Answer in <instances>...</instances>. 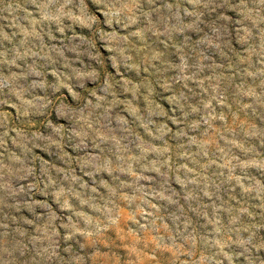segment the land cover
<instances>
[{
  "label": "clouds",
  "instance_id": "1",
  "mask_svg": "<svg viewBox=\"0 0 264 264\" xmlns=\"http://www.w3.org/2000/svg\"><path fill=\"white\" fill-rule=\"evenodd\" d=\"M0 264H264V0H0Z\"/></svg>",
  "mask_w": 264,
  "mask_h": 264
}]
</instances>
